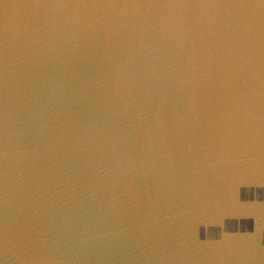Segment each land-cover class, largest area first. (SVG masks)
I'll return each instance as SVG.
<instances>
[{
	"label": "water",
	"instance_id": "1",
	"mask_svg": "<svg viewBox=\"0 0 264 264\" xmlns=\"http://www.w3.org/2000/svg\"><path fill=\"white\" fill-rule=\"evenodd\" d=\"M0 264H264V0H0Z\"/></svg>",
	"mask_w": 264,
	"mask_h": 264
}]
</instances>
